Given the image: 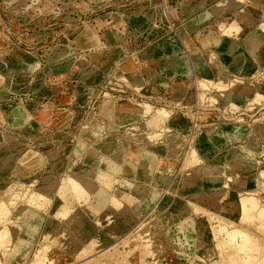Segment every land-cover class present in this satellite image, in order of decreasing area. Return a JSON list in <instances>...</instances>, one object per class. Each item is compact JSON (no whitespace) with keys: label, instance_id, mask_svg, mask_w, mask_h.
Instances as JSON below:
<instances>
[{"label":"rangeland","instance_id":"rangeland-1","mask_svg":"<svg viewBox=\"0 0 264 264\" xmlns=\"http://www.w3.org/2000/svg\"><path fill=\"white\" fill-rule=\"evenodd\" d=\"M261 1L0 0V219L40 217L34 232L24 224L17 233L24 251L0 245L9 259L0 263L264 264V96L255 87L264 54L243 47L250 10L264 30ZM222 24L224 47L207 48L204 30ZM246 54L256 67L239 75ZM231 79L252 88L232 94ZM129 99L151 105L146 117L107 116L112 104L137 112L122 106ZM155 114H165L161 125L147 122ZM234 148L250 170L232 161ZM137 155L152 165L148 176L133 168ZM205 167L222 174L201 180ZM99 174L113 178L106 200L124 202V217L103 216L93 199L63 204V187L99 192Z\"/></svg>","mask_w":264,"mask_h":264},{"label":"bare ground","instance_id":"bare-ground-1","mask_svg":"<svg viewBox=\"0 0 264 264\" xmlns=\"http://www.w3.org/2000/svg\"><path fill=\"white\" fill-rule=\"evenodd\" d=\"M264 1V0H263ZM263 1H261V3L263 2ZM253 2V1H252ZM200 2H198V4H199ZM261 3L259 2V4L261 5ZM264 3V2H263ZM262 7H264V6H262ZM253 9V8H252ZM247 15H248V19H249V22L252 24L251 25V30L244 36V41H243V47H247L249 50H251L252 51V53H254V55L256 56H258V55H262V54H264V30L263 29H260V28H258L259 26H260V24H259V26H258V23H257V15L253 12V10H250V13H247ZM218 28H208V29H205L204 30V37H203V40H202V43L203 44H205V46L208 48V47H210V44H212V43H214L216 46H217V48L219 47V46H221V45H223L222 43L224 42V40H226V39H223L222 38V36H221V33L222 32H225L226 30L228 31V28H229V24L227 25V24H222V25H218L217 26ZM219 29V30H218ZM226 34V33H225ZM227 39H229V38H227ZM230 40V39H229ZM234 39H232V40H230L231 41V43H232V41H233ZM242 42V41H241ZM230 43V44H231ZM234 43V42H233ZM232 43V44H233ZM231 44V45H232ZM237 46H240V43H235ZM234 45V44H233ZM215 46V47H216ZM230 46V45H229ZM223 47H224V45H223ZM233 46H231V48H232ZM240 47H242V46H240ZM219 48H221V47H219ZM235 48V47H234ZM239 49V48H238ZM242 49V48H241ZM248 49H246V50H248ZM232 50V49H231ZM233 51V50H232ZM235 51V50H234ZM237 51V50H236ZM239 51H241V50H238L237 52L239 53ZM236 52V53H237ZM237 53V54H238ZM241 53V52H240ZM242 53H244V51H242ZM241 53V54H242ZM227 53H225V55H226ZM199 56V55H198ZM226 56H229V55H226ZM195 57V56H194ZM207 58L208 59V57H206L205 55L204 56H199V57H197L198 59H196V61L198 60V65L200 66V68L205 72V71H208L209 70V67L206 65V62H204V60H203V58ZM230 57V56H229ZM228 57V58H229ZM259 57L260 56H258V59H259ZM196 58V57H195ZM242 58V57H241ZM260 58H262V57H260ZM242 59H245V60H242L241 62H239V63H237L236 65H237V67H239L240 69L242 68V71L240 70V73H239V75H241L242 73H244V75H246L249 71L251 72L253 69H254V67H256L255 65H256V59H254L252 56H250V55H247L246 54V56H244V58H242ZM262 61V60H261ZM264 61V60H263ZM195 64H197V63H195ZM197 65V66H198ZM230 65V64H229ZM257 65H258V62H257ZM196 66V65H195ZM196 66V67H197ZM258 67V66H257ZM198 68V67H197ZM260 68V67H259ZM200 70V69H199ZM201 70V71H202ZM254 71V70H253ZM247 72V73H246ZM221 73V72H220ZM246 73V74H245ZM222 74V73H221ZM243 75V76H244ZM221 76H223V75H221ZM237 76V75H236ZM224 77V76H223ZM183 80H186V79H183ZM190 80H191V78H190ZM205 80V79H204ZM207 81V80H206ZM210 81V80H209ZM183 82V86L185 87V89H188L189 90V83L187 82V81H182ZM211 82V81H210ZM214 82V81H213ZM209 83V82H208ZM207 83V84H208ZM218 83V82H217ZM227 83H232L233 84V91L231 90L230 92H232V94H233V92H235V93H237V92H240V93H243V92H245V91H248L250 88H252L251 87V85L249 86V89H247L246 87H248V86H246V85H243V84H240V83H238L237 81H234V79H231V80H228L227 81ZM247 83V82H246ZM181 84V83H180ZM191 84V83H190ZM219 84V83H218ZM264 84V83H263ZM209 85V84H208ZM211 86V85H210ZM215 86V85H214ZM223 86V85H222ZM256 87V91H257V93H258V91L259 92H261L262 94H263V96H264V85H262V84H259L258 86H255ZM254 88V87H253ZM251 91V90H250ZM255 91V90H254ZM229 92V91H228ZM230 92L229 93H227V92H225V94H226V96L229 94V95H232V94H230ZM247 93V92H246ZM220 94V93H219ZM244 94V93H243ZM247 94H249V92L247 93ZM256 94V93H255ZM249 96V95H248ZM258 97V96H257ZM260 97V96H259ZM259 99H261V98H259ZM258 99V100H259ZM127 100V99H126ZM131 99H129L128 101H124V102H122L121 104H122V106L124 105H130V104H134V108H136L137 109V112H135V113H133V114H123L124 112H119V110H121V107H119L118 108V104L117 105H114V106H112V105H108V106H105L104 107V111H105V113L107 114V116H109V117H111V116H114V115H116V114H118L119 116H121L122 118H124V117H129V116H131V118L132 117H137L138 118V116H141L142 114H144V111L142 110L143 109V107L144 108H151V105L149 106V104H144V106L142 105L141 106V104H139V102H134V101H130ZM113 103V102H112ZM116 107V108H115ZM142 108V109H141ZM156 108V107H155ZM158 108V107H157ZM135 109V110H136ZM163 110H165L166 111V109H161V111L160 112H162ZM118 111V112H117ZM122 111V110H121ZM147 112V111H146ZM149 112H151V111H149ZM157 113L156 114H160V112H159V110H157L156 111ZM167 112V111H166ZM166 112H165V114H166ZM162 113H164V112H162ZM171 113V112H170ZM147 114H148V112H147ZM146 114V115H147ZM155 114V115H156ZM165 114H164V116H165ZM104 115V114H103ZM150 115H152V114H150ZM168 116H169V114H167ZM171 115V114H170ZM144 115H142V117H143ZM163 115H162V117H164ZM141 117V118H142ZM144 117H146V116H144ZM162 117H159L158 115H156V116H151V120L150 121H147V122H151L152 124H160V121H161V118ZM139 119H140V117H139ZM139 119H137V120H139ZM147 120H149L148 119V117H147ZM163 120V119H162ZM144 121V120H143ZM142 121V122H143ZM146 121V120H145ZM145 123V122H144ZM151 123H149V124H151ZM133 124V123H132ZM162 124V123H161ZM160 124V125H161ZM156 126V125H155ZM164 127V126H163ZM155 128H157V127H155ZM164 129V128H163ZM155 131V130H154ZM162 131V130H161ZM156 134V133H155ZM159 134H160V132H159ZM247 137V136H246ZM246 140H251V138L250 137H247L246 138ZM87 143H84V142H79L78 143V145L76 146V148H75V151H76V153L79 155V154H83V152H85L84 151V149H85V145H86ZM223 145H225V144H223ZM236 148V147H235ZM235 148L232 150V152H233V154L236 152V154L238 153V151H240V149L239 150H235ZM86 150V149H85ZM162 152H164V150L162 151ZM144 153V152H143ZM137 154V153H136ZM232 154V153H231ZM240 153H238L236 156H234L235 158L232 160L234 163H236L235 165L237 166H241V168H245V169H249L250 170V168H251V166H252V164H251V161H250V159L248 158H246L245 156H243L242 154L241 155H239ZM47 156H49V155H47ZM137 156H139V155H137ZM150 157V156H149ZM149 157H147V158H149ZM46 158V157H45ZM232 159V158H231ZM230 159V160H231ZM29 160V159H28ZM138 166L137 165H135V166H137V167H133L134 169H140L145 175H149V172L151 171V167H152V165L151 164H149L142 156H139L138 157ZM254 162V161H253ZM34 163V162H33ZM136 163V162H135ZM228 163H229V161H228ZM154 164V163H153ZM232 165V164H231ZM111 167V169L113 170V171H115V172H118V171H120L121 170V168L118 166V165H115V163H112L111 165H110ZM134 166V165H133ZM228 166H229V164H228ZM253 167V166H252ZM222 170L223 169H218V168H215V169H210V168H208V167H205V168H199V169H197L196 171L197 172H200L203 176L202 177H200V173L198 174V173H192L190 176H197V177H200L201 178V180H204V181H206L207 182V180L209 181L210 180V176L212 175V176H214V177H216L215 179H217V176H219V175H221L222 174ZM126 171V170H125ZM264 171V170H263ZM138 172V171H137ZM262 172V171H261ZM76 174V173H75ZM260 174H262V173H260ZM143 175V174H142ZM259 175V174H258ZM96 176V175H95ZM100 176H104V178H106V180L105 181H103L102 179H104V178H102L101 180H102V184H101V189H100V191L99 192H97V193H95V194H93L92 193V188H91V186H88V184L86 183V184H84V183H77L76 185L74 184L73 186H66V187H63L61 190H62V194H61V200H62V202H63V204H65V205H67L68 207H70V208H72V207H74L75 206V204H80V203H84L85 201H89L90 199H93V200H95V202H96V206L99 208V210H101V212L103 213V216L104 215H106L107 213H111V211H113L114 213H118V216L116 217V219H120V217H124V215H126V210H125V207L123 208V205H124V202H120V201H118V202H112L111 203V205H109L110 204V202H107V200H106V198H107V194H108V191H111L112 189H110L109 187L111 186V183H114V180H113V178H111V177H107V176H105V175H103V174H99V177ZM150 177V176H149ZM223 177V176H222ZM215 181V180H214ZM246 181V185H247V187H251L252 185H255L254 184V179L251 177V179H249V180H245ZM97 182V181H96ZM211 182H213V180L212 181H210L209 183H211ZM69 183V182H68ZM91 184H92V182H91ZM94 184V183H93ZM98 185H99V183H97ZM127 184V182H125L124 183V185H126ZM124 185H123V187H124ZM206 185V184H205ZM63 186V185H62ZM94 186V185H93ZM92 186V187H93ZM95 187H97V185L95 186ZM200 188H202L201 186H199ZM65 188H68V190L67 191H64L65 190ZM107 188H109L110 190H108ZM112 188H113V186H112ZM116 188V187H115ZM43 194V193H42ZM247 195H249V194H247ZM33 198V197H32ZM40 198V197H39ZM250 199V197H248L247 196V199ZM26 199V198H25ZM44 200V199H43ZM57 200L58 201H60V198H57ZM4 200H2L1 202H0V205L2 206H4V205H6V203L8 204V202L7 201H4ZM15 201V200H14ZM28 201V200H27ZM23 202V201H22ZM46 202V201H45ZM1 203H3V204H1ZM29 203V202H28ZM245 203H246V201H245ZM10 204V203H9ZM20 204V203H19ZM23 204V203H22ZM22 204H20V205H22ZM58 204H59V202H58ZM42 205V204H41ZM9 206V205H8ZM8 206H6V208L8 207ZM16 206H18V205H16ZM15 206V207H16ZM29 206V205H28ZM125 206V205H124ZM243 206V205H242ZM21 208L22 206H18L17 208ZM9 208V207H8ZM17 208L15 209V210H17ZM240 208V207H239ZM1 207H0V213H2V211H1ZM5 209V208H4ZM28 209V208H27ZM32 209V208H31ZM3 210V209H2ZM9 210V209H8ZM7 209L5 210V211H3V216L5 215V214H7V212H9V211H7ZM66 211V210H65ZM4 212H5V214H4ZM15 212H18V211H15ZM14 212V213H15ZM37 213V212H36ZM36 213H34L33 212V210L32 211H29V212H27V213H25V214H23L22 216H21V211H19V215H20V217H19V221H15V220H6V219H8V217H9V214H8V217H7V215L5 216L6 218H5V220H1L0 221V245L1 244H6L5 246H8L9 245V249H8V251L9 252H14V251H24V250H22L23 249V242H21V241H19L18 239H17V233L20 231L21 232V228H22V225H24V224H29V225H31V232H34L37 228H36V226H37V224L40 222V217L36 214ZM119 213H121V216H119ZM10 214H11V211H10ZM64 213L63 212H61V215H63ZM66 214V213H65ZM64 214V215H65ZM77 214V213H76ZM11 215H13V214H11ZM59 215V214H58ZM15 216H16V214H15ZM74 216H76V215H74ZM74 216H72V217H74ZM11 217V216H10ZM9 217V218H10ZM13 217V216H12ZM11 217V218H12ZM2 218V217H1ZM4 218V217H3ZM115 218V216L113 217V219ZM76 220V219H75ZM39 225V224H38ZM54 225H56V222L55 221H51V227L52 226H54ZM76 225H77V227L76 228H79V230L81 231L84 227H86L87 226V222H86V220L84 219V218H81V219H79V220H77V222H76ZM29 234V233H28ZM31 235V234H30ZM25 238V237H24ZM22 239V238H21ZM24 241V240H23ZM2 246V245H1ZM4 246V247H5ZM3 247V248H4ZM8 247H6V249H7ZM6 249H5V251H6ZM4 250V249H3ZM26 250V249H25ZM259 251V250H258ZM17 253V252H16ZM21 253V252H20ZM24 253H26V252H23V254ZM259 253V252H258ZM2 254H4V255H6V254H8L7 252H6V254L5 253H2ZM14 254V253H13ZM18 254V253H17ZM0 255H1V253H0ZM20 256L22 255V254H19ZM260 255V254H259ZM0 260H4V261H8L9 259L8 258H6L5 256L4 257H0ZM1 262V261H0ZM0 264H3V263H0Z\"/></svg>","mask_w":264,"mask_h":264},{"label":"crops","instance_id":"crops-1","mask_svg":"<svg viewBox=\"0 0 264 264\" xmlns=\"http://www.w3.org/2000/svg\"><path fill=\"white\" fill-rule=\"evenodd\" d=\"M206 1H207V0H206ZM20 50H21V49H19V50H18V49H16V53H17V52H19ZM21 53H22V52L20 51V54H21ZM22 57H23V56H22Z\"/></svg>","mask_w":264,"mask_h":264}]
</instances>
